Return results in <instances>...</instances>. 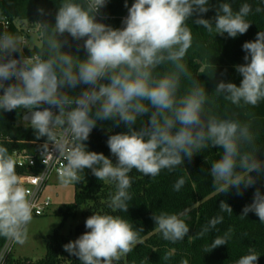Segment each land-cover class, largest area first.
Masks as SVG:
<instances>
[{
	"label": "clouds",
	"instance_id": "9594fccd",
	"mask_svg": "<svg viewBox=\"0 0 264 264\" xmlns=\"http://www.w3.org/2000/svg\"><path fill=\"white\" fill-rule=\"evenodd\" d=\"M107 2L60 0L54 24H32L39 31V52L34 51L35 37L10 32L7 18L0 15V110H28L25 119L30 120L37 138L47 137L59 152L53 157L44 145V163L48 158L63 161L58 170L62 186L79 183L85 169L99 181L114 183L116 192L108 203L113 212L128 211V189L132 185L129 174L133 169L156 177L209 147L222 150L209 169L214 187L221 193L235 187L237 195L252 187L256 177L251 173L264 174V161L257 158L259 148L251 125L216 115L210 106V94L183 62L193 42L188 26L191 17L196 15L194 23L208 32L235 38L250 27L246 17L252 12L251 5L243 3L234 11L230 3L221 2L213 23L202 18L209 11V0H135L128 8L125 26L116 29L96 18ZM255 11L262 9L257 7ZM38 12L44 15L43 9ZM65 33L76 41L83 40L85 59L62 51L68 44L67 39H60ZM25 48L32 54L25 56ZM242 48L247 53L246 63L235 66L242 76L240 85L221 81L214 93L237 107H255L264 101V31ZM15 53L19 58L13 57ZM80 85L86 87L79 94L67 91ZM144 116L147 122L136 128ZM98 121H114L115 126L123 123L128 129L108 137L107 145L116 163L103 153L87 150L85 141ZM17 165L15 155L0 145V237L22 245L36 205L34 192L25 186ZM184 184V178H179L174 190L179 191ZM219 207L233 213L224 201ZM250 212L264 223V194L258 188L241 217ZM186 219V212L153 216L155 229L172 243L188 235ZM222 219H211L200 235ZM85 227L89 231L63 246L81 264H119L142 242L143 228L134 229L119 215L95 212L86 219ZM231 232L229 229L224 236L216 237L211 250L228 243ZM4 256L0 251V261ZM258 258L259 254L250 249L236 264H257Z\"/></svg>",
	"mask_w": 264,
	"mask_h": 264
},
{
	"label": "trees",
	"instance_id": "16d2710c",
	"mask_svg": "<svg viewBox=\"0 0 264 264\" xmlns=\"http://www.w3.org/2000/svg\"><path fill=\"white\" fill-rule=\"evenodd\" d=\"M134 2L135 0H108L96 18L99 22L121 29L123 20L128 15V8ZM221 2L230 3L234 11L243 3L251 5L252 12L246 17L250 22L248 31L235 38L229 37L226 33L216 35L215 31L208 32L207 29L196 25L194 21L197 16L194 15L188 21L193 42L183 62L210 94V100L213 102L210 106L216 115L236 118L251 125L255 135V146L259 148L257 158L264 161V101L255 107L248 105L237 107L223 96H216L214 93L221 81L240 85L242 76L236 71L235 66L246 63L244 56L247 53L242 45L254 41L257 33L264 31V0H209V11L202 14V18L214 23L216 9ZM59 3L60 0H0V15L11 20L26 21L31 25L45 21L54 24ZM257 7L262 11L256 12ZM38 9H43L44 15H41ZM36 31L39 35L38 29ZM60 39L68 40L62 51L78 54L82 59L86 58L83 40L76 41L67 33ZM39 50V47L34 48L35 52ZM184 84L186 85L187 81H184ZM85 87L80 85L75 90L67 91L76 95ZM27 112V109L10 112L0 110V145L7 147L10 154L21 149H28L33 154L43 143L49 142L47 137L37 138L36 131L30 124L22 121L23 115ZM147 120V116L140 118L135 127L139 128L140 123L142 121L146 123ZM127 131L123 123L115 126L114 121H98L89 139L85 141L87 150L103 153L116 163V157L111 154L107 145L108 137ZM221 154L220 148L209 147L195 154L191 160L185 158L182 165L171 171L162 170L156 177L145 176L133 169L129 174L132 185L128 189L131 200L128 201L127 212H113L108 207L111 197L116 192L115 184L110 181H99L90 169H85L81 174V181L74 183V201L67 206L62 222L53 233L43 236L46 244L45 256L33 260L29 257H15L10 252L6 254L2 264H81L79 258L66 252L63 246L89 231L85 227V221L95 212L119 215L129 220L134 229L143 228V232L140 233L142 242L122 257L119 264H182L185 260L188 264H236V261L248 254L250 249L259 254L257 264H264V223L260 222L255 213L250 212L247 217H241L243 208L253 202L256 189L264 194V174L257 176L256 172L251 173L256 177V183L243 189L241 195H237L235 187L221 193L219 187L213 186L209 174L211 165ZM17 172L25 175L30 170L17 166ZM181 177L184 178L185 184L179 191H175L173 186ZM221 201L231 206L233 213L221 211L219 207ZM79 208H84L82 222L75 226L71 239L62 235L60 231L68 217L77 215ZM58 211L62 213L61 208ZM162 212L168 214L186 212V222L190 229L182 241L176 243L167 241L155 229L153 216ZM216 217H223L222 222L201 236L202 229ZM229 229L232 232L228 243L211 250L213 240L218 236H224ZM5 242L6 240L0 237L1 246ZM166 255L169 256L167 260L164 259Z\"/></svg>",
	"mask_w": 264,
	"mask_h": 264
},
{
	"label": "built area",
	"instance_id": "2783aa9c",
	"mask_svg": "<svg viewBox=\"0 0 264 264\" xmlns=\"http://www.w3.org/2000/svg\"><path fill=\"white\" fill-rule=\"evenodd\" d=\"M128 16V15H127ZM126 16V17H127ZM125 17V18H126ZM7 18V17H6ZM124 18V19H125ZM8 21V30L13 33H20L26 35L29 39H32V36L36 35L37 40H39V35L31 24L26 21H21L19 19L11 20L7 18ZM124 21V20H123ZM121 27V29L124 27ZM2 26H0V31H2ZM36 47H39V43L35 42ZM31 51L28 48L24 49V55H31ZM19 53L13 54L14 58H19ZM14 81H9L12 83ZM46 106V105H44ZM8 140V139H7ZM47 144L48 152L53 157H58L59 152L54 148L52 142H46L42 144V147L37 150L35 153H30L28 149L16 150L13 154L17 159L18 167H25L30 172L25 175H21L25 179V186L34 192V203L36 207L33 211V217H41L49 214L52 211V200L48 195L44 194L45 186L50 182V179L53 176H58V170L62 166L63 161L59 158L51 159L48 158L44 163V145ZM14 242H9L6 240V245L4 248L5 256L6 254L12 251V245ZM4 256V258H5ZM3 261H0L2 264Z\"/></svg>",
	"mask_w": 264,
	"mask_h": 264
},
{
	"label": "rangeland",
	"instance_id": "374dc122",
	"mask_svg": "<svg viewBox=\"0 0 264 264\" xmlns=\"http://www.w3.org/2000/svg\"><path fill=\"white\" fill-rule=\"evenodd\" d=\"M35 42L39 43L37 36L34 35ZM74 184L67 187L62 186L58 176H53L50 182L44 188V194L48 195L52 200V211L41 217H33L32 222L28 226L27 239L24 244L13 243L11 253L15 257H29L33 260L41 259L46 254V244L43 236L53 233L63 220V213L67 210V206L74 201ZM61 208L62 213L58 210ZM84 208L77 210V215L70 216L61 229V234L72 239V233L76 225L82 222V213ZM6 242L1 246L0 251L5 248Z\"/></svg>",
	"mask_w": 264,
	"mask_h": 264
},
{
	"label": "water",
	"instance_id": "95a60500",
	"mask_svg": "<svg viewBox=\"0 0 264 264\" xmlns=\"http://www.w3.org/2000/svg\"><path fill=\"white\" fill-rule=\"evenodd\" d=\"M28 114H29V113L27 112V113H25V114L23 115V117H22V121H23L24 123L30 124V120H26V119H25V116L28 115Z\"/></svg>",
	"mask_w": 264,
	"mask_h": 264
}]
</instances>
